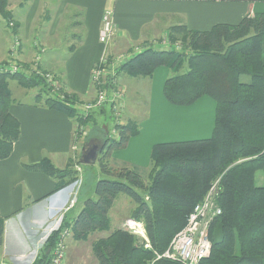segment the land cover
Returning a JSON list of instances; mask_svg holds the SVG:
<instances>
[{
    "label": "trees",
    "instance_id": "16d2710c",
    "mask_svg": "<svg viewBox=\"0 0 264 264\" xmlns=\"http://www.w3.org/2000/svg\"><path fill=\"white\" fill-rule=\"evenodd\" d=\"M29 1L32 0L21 2L25 12ZM8 3L0 0V16L4 21H15L19 31L24 25L22 16L15 17L7 9ZM168 37L171 42L181 41L182 47L149 45L123 62L118 73L151 77L158 67L167 66L171 70L163 86L167 100L175 105H190L208 96L216 103V119L209 137L155 143L148 168L132 163L115 166L110 162L113 152L125 149L131 137L140 132L138 120L115 123L117 134L111 136L106 126H97V118L112 119L113 104L83 117L78 110L79 97L66 89L64 78L56 70L52 74L59 86L54 87L45 77L49 68L43 61L39 70H28L26 62L17 56L24 69L0 71V159L11 155L21 131L20 120L11 111L14 102L21 103L11 89V81L15 80L25 89H37L36 104L77 117L79 132L95 125L96 133L91 131L88 141L94 137V141L105 144L99 156L101 170L114 176L99 175L92 195L71 217L69 208L32 264H49L48 250L66 228L71 229L69 238L74 241H89L96 233H107L91 240L97 264H149L156 252L166 250L217 179L222 213L211 223V253L200 264H264V12L246 15L235 24L216 23L206 30L175 24ZM105 86L111 90L114 83L109 79ZM78 156L65 168L57 167L46 156L26 164V168L53 177L55 192L77 180L81 173L77 165L82 164ZM258 171L263 175L262 184L257 183ZM120 196L131 202L129 218L143 222L149 247L128 229L113 226L111 213ZM5 221L0 213V246ZM156 264L181 263L162 258Z\"/></svg>",
    "mask_w": 264,
    "mask_h": 264
},
{
    "label": "crops",
    "instance_id": "0c3cea01",
    "mask_svg": "<svg viewBox=\"0 0 264 264\" xmlns=\"http://www.w3.org/2000/svg\"><path fill=\"white\" fill-rule=\"evenodd\" d=\"M29 2L22 16L24 25L19 32L22 48L17 55L23 62L30 61L40 52L33 41L45 47L46 51L42 53L43 64L48 67L52 62L51 66L64 78L66 89L79 97V105L92 100L96 95L91 74L104 53L108 52L112 57L136 55L150 43L168 36L169 29L175 24H186L194 30H206L216 23L235 24L246 15L264 12V0ZM106 10L113 12L116 32L108 44H103L99 39V31ZM65 21L68 22L64 24ZM9 33L12 32L0 29V57L8 54L11 41ZM63 38L67 43L69 40L74 42L66 48L60 47L58 43ZM71 45L74 47L69 51ZM130 47L132 49L128 50ZM57 61H62L59 67ZM170 74L171 70L167 66L158 67L151 77H131L119 73L117 84L126 92L121 121L125 122L129 118L137 120L139 116L136 112L142 106L139 103L143 104L144 112L140 110V132L131 137L125 149L113 152L111 164H136L151 159L152 147L157 142L191 140L212 135L216 119L215 101L204 96L190 105L172 104L163 92L165 80ZM132 83L136 88L132 89ZM127 94L141 98L139 103L134 102L131 111L128 106L129 114L125 112ZM143 97L146 99L142 101ZM24 98H19L21 103L14 102L11 107L12 113L21 123L20 136L14 143L11 155L0 159V213L6 217L0 256L12 264H32L52 228L57 226L69 210L71 200L76 199L69 214L78 206L82 208L84 200L92 195L95 183L87 187L88 174L80 173L75 182L52 192L55 184L53 177L26 168V164L39 161L45 156L57 167L65 168L71 161L77 160L80 153L83 155L91 140L83 144L79 135H75L77 121L74 117L36 104L35 97L27 102L23 101ZM86 187L87 193L84 196ZM81 194L83 197H80ZM123 198L126 197L118 198L115 208ZM128 205H131L129 199Z\"/></svg>",
    "mask_w": 264,
    "mask_h": 264
},
{
    "label": "built area",
    "instance_id": "2783aa9c",
    "mask_svg": "<svg viewBox=\"0 0 264 264\" xmlns=\"http://www.w3.org/2000/svg\"><path fill=\"white\" fill-rule=\"evenodd\" d=\"M116 32L115 21L112 10H106L103 14L102 25L99 31V39L103 44H108ZM15 43L12 46V55L17 57V53L20 49V40L15 38ZM180 41L171 42L168 36L164 37L163 44L165 46L180 49L182 46ZM172 44V45H171ZM119 56H111L108 52L104 53L100 61L95 64L91 80L93 86L96 88L95 97L82 104L84 108L83 114L88 115L90 111L103 107L108 103L113 104L114 114H122V104L124 103L126 92L122 87L117 84L118 75L117 71L120 65L128 59L126 54ZM39 58V57H38ZM13 63L4 64L0 63V71L17 72L23 68L22 63L19 64L16 58L12 60ZM29 75V72H26ZM45 77L49 80L54 87L59 86V83L52 73H45ZM111 80L114 86L111 90L105 86L106 80ZM84 132V127L81 129ZM117 134L115 128L112 129L111 136ZM75 147L78 148V145ZM77 169L81 171V166L77 165ZM219 179L215 180L204 198L198 202L194 209L191 211L187 218L186 225L173 237L170 244L163 252H156L155 257L149 262V264H156L159 259L165 258L175 260L181 264H200V262L208 257L212 249V241L209 234V229L212 221L222 213V208L218 203L217 195L219 192ZM76 199H72L69 208L74 206ZM62 219L58 222L55 228H52L51 232L58 229ZM126 227L133 234L143 236L147 242L145 247H149V239L144 227L143 222L134 218H128L126 220ZM124 228V226H123ZM50 232V233H51ZM48 234V236L50 235ZM47 236V238H48ZM71 236V229L66 228L61 233L60 237L56 240L53 247L49 249L50 262L49 264H67L68 261V244L67 239ZM0 264H12L9 260L0 256Z\"/></svg>",
    "mask_w": 264,
    "mask_h": 264
},
{
    "label": "rangeland",
    "instance_id": "374dc122",
    "mask_svg": "<svg viewBox=\"0 0 264 264\" xmlns=\"http://www.w3.org/2000/svg\"><path fill=\"white\" fill-rule=\"evenodd\" d=\"M8 1H9V3H8V6H7V9L11 10L15 17L20 18V16L24 15L25 10L21 9L22 8V5H21L22 0H8ZM67 22L68 21H65L64 24L67 23ZM1 28L5 32H9V31L12 32V33H9L11 41H10L9 47H8V52H7L8 54L5 57H0V63L10 64V63H13L12 60L14 58H16L11 53L12 46L16 42L15 41L16 37L19 38L20 46H22V39H21V36L19 34V32H21V30L16 31L15 21L10 20V19H7L6 21H4L3 18L0 16V29ZM13 31L17 32L20 37L18 35H16L15 33H13ZM163 40H164V38L159 40V41L150 43V45H154V46L155 45H159L160 48L161 47H163V48L169 47V46H165L163 44ZM71 42H74V41H70L69 40V43H71ZM69 43H67V41H64V38H63V39H61L59 41L58 45L60 47L66 48V47H68ZM1 44H2V41L0 39V46H1ZM180 44L182 46V43H180ZM39 47H40V45L37 44V49L40 50V52H38V54L35 55L32 60L26 61V65L28 66V70H30L31 68H35V67H37V70H39V65H40V62L42 61V57H43L42 53H44L46 51L45 47H40V48ZM131 49H132V47H130L128 50H131ZM125 56H126V54H125ZM125 56H122V58H124ZM126 61H127V59H126ZM61 63H62V61L60 63L57 61L58 67L61 65ZM51 65H52V62H50L49 66H48L49 71H51V72L48 71L49 73H52V72L55 71V68L53 66H51ZM117 75H119L118 71H117ZM131 86H132V89L134 87L136 88L134 83H132ZM11 89L14 91L17 101H18V98L22 99V97H25L24 100H23L24 102H27L31 98L35 97L34 94L37 91V89H30V90L29 89H25L24 87L20 86L15 80L11 81ZM19 92H21V93H19ZM22 92H25V93H22ZM144 99H146V98L143 97L142 101ZM126 101H127V103H126L125 112L128 111V106H129V110L131 111V107H133L134 102L136 101V102L139 103L141 101V98H136L135 94H127ZM123 105L124 104H122V106ZM139 105H142V106L140 107L139 112L138 113L136 112L137 116H139V117H137V116L136 117H137L138 122L140 123L141 120H139V118L142 116L141 111L144 112V106H143V104H140V103H139ZM78 110L81 113V115L84 117L85 115L82 113L83 110H84V108L82 107V104L78 105ZM122 110H124V108H122ZM122 114H119V115L114 114V117L112 119L110 117H105V116H100L99 117L98 116V118H97V126H106L108 133H109V131L112 132V129L114 128V124L115 123L123 122V121H121L122 120ZM128 114H129V111H128ZM96 129H97V127L92 124V126L89 125L88 127H86L84 129V132H82V130L79 132L78 131V123H77L75 135L78 134L79 135L78 136L79 139L82 140L83 144H84L85 141H88V134L91 131L96 133V131H95ZM90 139L94 140V137H91ZM100 143H102V142L100 141ZM121 150H123V149H121ZM81 154L82 153H80V155L78 156V160H80V158H82ZM99 158H98L97 162H95V163H92V164L82 163L83 166L80 165L81 168H82L81 171H80L81 174H88L87 187L90 184L92 185V183H94L95 180L101 174L103 175V177L114 178L113 175H110L111 176L110 177L109 174H105V173L102 172ZM141 159H142V157H141ZM150 163H151V159L148 158L146 161H143V162H140V163H136V165L148 168L150 166ZM78 174H80V173H78ZM256 175H257V183L258 184H262L263 183L262 172L258 171ZM87 187H86V192H85L84 196H86ZM82 194L80 195V197H83ZM118 204H119V206L114 208L113 212L111 213L112 214V219H113V226L114 227H121V228H123V226H124V228H125L126 227V222H127L126 220L129 218L127 213L130 210L132 205H128V199L127 198H123L120 201V203H118ZM78 209H79V206L77 208H75L74 210H72L71 213H70L72 215L69 214V216L71 217L75 213H77ZM103 234H107V233L106 232H104V233H96V234H94L93 236L90 237L89 241H74L72 238H68L67 239V244H68V261H67V264H97V260L95 259V256L93 255L92 250H91V240L93 238L97 237V236H102ZM136 236L138 237L139 242L141 244L144 245L147 242V240L143 236H140V235H137V234H136ZM0 253H1V251H0ZM32 257H34V256H32ZM32 257L28 261H30L32 259Z\"/></svg>",
    "mask_w": 264,
    "mask_h": 264
},
{
    "label": "water",
    "instance_id": "95a60500",
    "mask_svg": "<svg viewBox=\"0 0 264 264\" xmlns=\"http://www.w3.org/2000/svg\"><path fill=\"white\" fill-rule=\"evenodd\" d=\"M104 145H103V147H104ZM103 147L100 149L93 148V149H91V151H89L88 149L85 150L83 155H82L83 163H89V164L95 163L97 160L98 154L101 153ZM48 252H49V250H48Z\"/></svg>",
    "mask_w": 264,
    "mask_h": 264
},
{
    "label": "flooded vegetation",
    "instance_id": "af4514ba",
    "mask_svg": "<svg viewBox=\"0 0 264 264\" xmlns=\"http://www.w3.org/2000/svg\"><path fill=\"white\" fill-rule=\"evenodd\" d=\"M103 143H100L99 141H94V140H91L90 141V144H88V147H87V149L89 150V151H91V149H93V148H97V149H100V148H102L103 147ZM88 151V152H89Z\"/></svg>",
    "mask_w": 264,
    "mask_h": 264
}]
</instances>
